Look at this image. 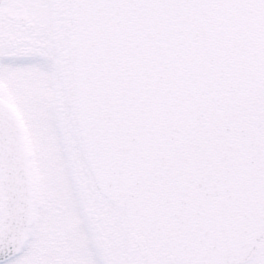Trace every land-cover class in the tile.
I'll list each match as a JSON object with an SVG mask.
<instances>
[{"label":"snow or ice","instance_id":"obj_1","mask_svg":"<svg viewBox=\"0 0 264 264\" xmlns=\"http://www.w3.org/2000/svg\"><path fill=\"white\" fill-rule=\"evenodd\" d=\"M0 264H264V0H0Z\"/></svg>","mask_w":264,"mask_h":264}]
</instances>
